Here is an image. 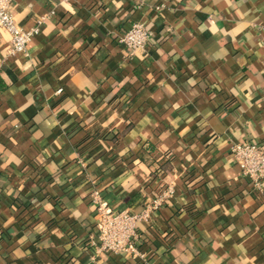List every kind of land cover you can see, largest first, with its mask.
Listing matches in <instances>:
<instances>
[{
    "label": "crops",
    "instance_id": "obj_1",
    "mask_svg": "<svg viewBox=\"0 0 264 264\" xmlns=\"http://www.w3.org/2000/svg\"><path fill=\"white\" fill-rule=\"evenodd\" d=\"M0 27V264H264V183L233 143L264 142V0H13ZM154 31L135 52L120 36ZM146 258L96 254L97 188L142 212Z\"/></svg>",
    "mask_w": 264,
    "mask_h": 264
},
{
    "label": "built area",
    "instance_id": "obj_2",
    "mask_svg": "<svg viewBox=\"0 0 264 264\" xmlns=\"http://www.w3.org/2000/svg\"><path fill=\"white\" fill-rule=\"evenodd\" d=\"M13 0H0V27L11 35V52L25 53L28 44L39 33L40 25L51 16L52 12L42 15L35 25L24 28L15 19L12 11ZM154 36V31L144 21H135L120 36V41L131 52L145 49ZM233 161L243 175L251 178L259 188L264 183V142L246 140L231 146ZM175 194V187L168 183L162 193L158 194L138 213L130 209H116L109 205L97 188L90 192V199L95 206V235L92 245L96 254L118 253L145 259L146 253L139 247L138 225L150 217L151 211L158 209Z\"/></svg>",
    "mask_w": 264,
    "mask_h": 264
}]
</instances>
